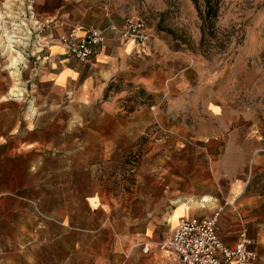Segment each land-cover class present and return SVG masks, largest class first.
Listing matches in <instances>:
<instances>
[{"label": "rangeland", "instance_id": "rangeland-1", "mask_svg": "<svg viewBox=\"0 0 264 264\" xmlns=\"http://www.w3.org/2000/svg\"><path fill=\"white\" fill-rule=\"evenodd\" d=\"M1 1L0 97L20 99L1 104L2 122L17 115L33 127L22 124L17 135L3 129L0 137V264H176L160 245L183 209L178 203L170 212L171 194L188 192L192 174L220 155L210 145L216 138L208 135L207 99L221 94L218 109L228 127L257 130L264 141V0H215L201 17L191 0H94L115 14L142 18L151 30L152 56L163 43L186 54L189 65L186 93L178 94L181 104L172 113L134 74L114 83L128 101L124 109H141L147 121L129 140L98 128L90 110L73 121L64 107L32 103L35 72L46 67L40 54L54 37H45L53 26L41 17L52 10ZM157 64L152 57L138 68L157 78ZM32 141L27 148L24 142ZM255 173L245 192L262 180ZM221 202L217 218L227 232L235 212L229 199ZM239 207L244 226L253 220L259 228L264 255V199Z\"/></svg>", "mask_w": 264, "mask_h": 264}, {"label": "crops", "instance_id": "crops-1", "mask_svg": "<svg viewBox=\"0 0 264 264\" xmlns=\"http://www.w3.org/2000/svg\"><path fill=\"white\" fill-rule=\"evenodd\" d=\"M25 3L27 7L52 10L47 16L41 17L43 24L53 26L45 37L50 35L56 37L77 25L83 28L91 24L99 27H105L108 24L120 25L124 18L129 16H124L123 12L115 14L107 5L94 4V0H26ZM1 7L2 1L0 0V9ZM105 36L104 42L96 47L86 62H78L65 57L56 40L46 46L40 54L42 63H46V67L44 70L35 72V75L38 76L36 82L38 95L32 97V103L52 106L56 109L64 107L71 112L73 121L81 120L82 112L90 110L92 114L90 120L96 122L98 128L103 127L104 130L112 131L114 137L126 136L129 140L135 137L134 131H136V137L144 132L147 121L143 117L141 109L131 111L124 109L128 101L125 98H120V89H114V83L120 81L127 74H134L133 81L141 84L144 89L157 93L159 96L157 105L161 104L163 100H167L172 113L181 104L180 98H177L178 94L186 93L188 84L184 74H186L189 65L186 54L172 52L163 43L154 47L153 54H155L152 56L149 48L151 40L147 43H137L131 39L119 38L109 31ZM152 57L158 59L157 74L159 76L157 78L145 75L144 71L138 68L139 64L143 62L147 64ZM25 81L28 83L30 79ZM171 89L175 90L171 92ZM222 98L221 94L212 95L206 101V104L210 105L207 108V115L210 119L208 135L216 138L215 143L210 145L211 147L218 146L217 151H220V155L216 160L204 161L201 172L192 174V186L188 192L183 194L176 190L171 194L174 201L171 203L170 212L178 203H183V209L178 217L203 218L212 212L220 200L229 199L235 215L231 217V222L227 223V232L222 227L220 222L222 217L219 216L216 221V232L221 241L232 244L237 231L244 226L240 218L239 209L241 208L239 205L245 202L251 204L264 199V191L261 190V183L264 184V141H259L260 134L257 130L244 131L238 127H228L230 120L219 112L221 109H218ZM19 100H2L0 97V137L3 129L7 130L8 135H17L15 133L18 132L22 124L26 130L33 127V124L29 127L23 119L19 120L17 115L10 124H3L1 104L5 101L18 102ZM27 100L32 101L31 99ZM107 120H111L112 123L106 124ZM70 127L69 129L78 130L80 126L71 124ZM89 131L92 136L97 134L93 129L89 128ZM78 136L80 135L77 134L74 138L76 139ZM219 139L222 144L218 143ZM24 143L27 148H31L37 141ZM252 171L256 172L255 174L259 177L262 175L263 178L255 183V188L245 192L248 176ZM234 201L239 202L233 204ZM250 225L246 224L244 227L253 240L252 247L256 252L252 264H264L260 230L257 225L254 226L253 220ZM168 235L160 241H164ZM162 248L173 255L176 264H180L177 255L170 247ZM149 249V242H143L142 250Z\"/></svg>", "mask_w": 264, "mask_h": 264}, {"label": "built area", "instance_id": "built-area-1", "mask_svg": "<svg viewBox=\"0 0 264 264\" xmlns=\"http://www.w3.org/2000/svg\"><path fill=\"white\" fill-rule=\"evenodd\" d=\"M113 32L122 39H131L137 43H147L152 34L145 21L138 17L126 16L120 25L108 24L105 27L77 25L52 37L63 50L65 57L78 62H86L94 50L105 40L106 32ZM224 202L215 206L212 212L203 218L180 216L171 227L168 237L161 247L168 246L177 255L180 264H252L256 252L252 247V238L242 226L232 244H226L217 235V216Z\"/></svg>", "mask_w": 264, "mask_h": 264}, {"label": "trees", "instance_id": "trees-1", "mask_svg": "<svg viewBox=\"0 0 264 264\" xmlns=\"http://www.w3.org/2000/svg\"><path fill=\"white\" fill-rule=\"evenodd\" d=\"M191 0V2L194 4L195 8L198 11V14L201 16L208 15L209 12H211V6L214 5L215 0ZM202 5L203 10L200 11L199 6Z\"/></svg>", "mask_w": 264, "mask_h": 264}]
</instances>
